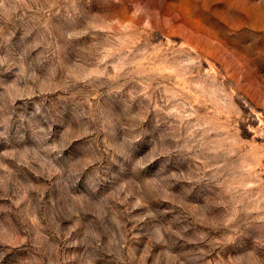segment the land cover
I'll list each match as a JSON object with an SVG mask.
<instances>
[{"label": "rangeland", "instance_id": "374dc122", "mask_svg": "<svg viewBox=\"0 0 264 264\" xmlns=\"http://www.w3.org/2000/svg\"><path fill=\"white\" fill-rule=\"evenodd\" d=\"M0 264H264V0H0Z\"/></svg>", "mask_w": 264, "mask_h": 264}]
</instances>
